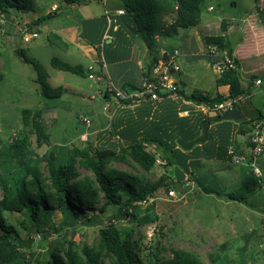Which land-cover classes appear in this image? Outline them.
Returning a JSON list of instances; mask_svg holds the SVG:
<instances>
[{
    "label": "rangeland",
    "instance_id": "1",
    "mask_svg": "<svg viewBox=\"0 0 264 264\" xmlns=\"http://www.w3.org/2000/svg\"><path fill=\"white\" fill-rule=\"evenodd\" d=\"M53 3L58 4L55 0H35L30 8L16 11L13 17L6 18L0 14V146L20 131L22 109L41 110L43 124L50 136L49 144L37 147L33 135L30 136V143L40 160L39 166L43 173V160L49 154L63 160L71 148L89 147L93 150L96 140L90 138L91 133L111 127L113 115L104 111V106L108 104L112 111L114 109L100 95L105 83L95 79L99 65L75 44L71 45L69 40L76 39L71 33L78 31L76 29L81 18L87 15L85 9L90 14H96L97 10L101 14L104 9L110 11L120 2L78 0L75 6L78 8L57 11V15L36 26L28 24L39 17H45L48 12L52 13L50 8ZM209 7L212 9L209 10ZM259 13L264 16V0H259L256 7L253 0H203L200 2L199 23L180 33L187 40L182 42L177 37L169 40V43L176 39L181 43L177 63L184 72L182 80L185 93L190 95L200 90L213 96L216 95V75L206 59L204 37L221 35L220 23L225 22L226 30L223 33L230 42L233 54L235 52L238 57L235 62L240 85L247 89L252 83L249 93L239 97L235 105L243 117V121L238 123L243 134H236V139L242 144L249 130L248 119H255L256 110L264 104V28L260 24ZM171 19L166 18L167 22ZM27 25L37 33L30 42H24L19 33L20 27ZM68 35H71L70 38ZM65 45L68 49L64 48ZM150 52L151 55H157L158 44ZM192 56L194 58L188 59ZM52 58L71 66H79L83 74L55 69L50 64ZM33 64L40 67L49 86L62 87L60 97L45 99L39 95L38 84L35 82L37 71ZM89 67L95 74L94 79L87 76ZM257 78L262 81L260 86L254 85L253 80ZM82 117L89 120V126L81 121ZM216 163L221 164L208 162L204 167L213 169ZM255 165L261 171L258 177L261 187L243 202L230 201L224 197L225 193L238 191L247 170L241 165H229L225 172L231 178L229 181L234 183L229 184L227 176H220L224 193L222 198L200 193L191 183L182 188L177 185L162 187L153 194L157 219L141 226L117 219L118 207L115 206H107L103 213L94 211L92 217L87 214L74 217L52 207L39 216L43 232L36 231L35 224L24 211L3 215L6 222L17 231L20 249L44 262L48 260L53 247L65 248L67 241L75 243L78 250L85 244L95 247L97 231L101 225L98 223L113 221L123 233L130 232L131 239L139 249V257L145 263L155 259H169L173 251L182 250L193 254L204 264H209L210 256L225 264H264L263 155L256 158ZM108 167L128 172L148 183L156 182L167 173L166 166L156 163L147 173L130 161L111 162ZM78 170L81 177L90 175L84 169ZM169 189L174 190L173 196L168 195ZM103 201L101 196L100 204ZM142 209L138 212L139 216L142 215ZM105 264H108V260Z\"/></svg>",
    "mask_w": 264,
    "mask_h": 264
},
{
    "label": "trees",
    "instance_id": "2",
    "mask_svg": "<svg viewBox=\"0 0 264 264\" xmlns=\"http://www.w3.org/2000/svg\"><path fill=\"white\" fill-rule=\"evenodd\" d=\"M35 0H0V14L7 17L11 12H18L30 8ZM57 9L46 16L39 17L32 23L36 26L45 19L57 15V11L67 9L68 6L78 0H55ZM125 12V20L133 23L131 30L148 49L157 44V37H173L179 30H186L196 26L200 21V2L203 0H117ZM259 0H253L256 7ZM257 10H259L257 8ZM259 21L264 28V16L259 13ZM171 17L167 22L166 18ZM221 33L225 32L226 24L220 23ZM205 46L216 45L232 55L233 49L225 35L204 37ZM207 49V48H206ZM207 54V53H206ZM207 61L212 60L206 55ZM26 62H30L24 59ZM236 61V60H235ZM157 62L153 58L148 65L151 69ZM52 67L60 71L82 75L79 66H71L57 58L50 61ZM37 71L35 82L38 84L39 95L45 99L58 98L62 94V87H51L46 82L45 75L40 67L33 64ZM237 68V66H236ZM2 73H0V80ZM255 80V79H254ZM253 80V81H254ZM216 86H228V95H219L209 98L200 93L191 95L190 98L202 104H217L230 98H238L246 93L240 85L236 69L227 70L220 74L215 80ZM122 90H134L133 86L124 84ZM108 92L105 91L104 96ZM41 110L22 109L20 111V131L7 142L0 146V264H204L193 254L177 250L172 252L169 259H155L153 262L145 263L139 257V249L131 239L130 232H122L113 221L101 224L97 231V245L95 247L83 245L79 250L72 241H67L65 248L53 247L47 261L35 259L31 253H26L20 248L18 233L14 226L8 224L4 213L26 212L30 220L35 224L37 232H43L39 223V216L45 214L50 208L56 207L65 214L79 217L81 214L93 216V212L103 213L107 206L118 207L117 219H125L129 223L141 226L154 222L157 219L154 202L142 205L147 198L160 188L176 186L175 182L169 181L167 176H161L156 182H143L140 178L125 172L108 167L111 162H132L143 172H149L155 165L156 156L146 149L149 142L146 139H135L119 148H95L82 149L71 148L65 159L59 160L52 154L44 158V173L40 169V160L31 149L30 136H34L37 147L49 144V134L43 124ZM260 115V111L257 118ZM218 121L220 116L203 120ZM253 120L249 119L248 121ZM250 123V122H248ZM194 138V137H192ZM190 138V139H192ZM156 142V141H151ZM227 143V142H225ZM227 145H221L220 151L226 149ZM172 152V151H171ZM161 155L165 165L169 167L176 164L185 170L183 181L188 175L189 182H194L204 194H214L223 197L221 188L215 185H202L192 180V173L186 167V158L175 161L173 157ZM78 169L89 172V176H80ZM191 179V180H190ZM260 179L252 170L248 171L242 179L241 186L235 193L226 194L224 197L230 201L243 202L248 196L260 189ZM103 203L100 204V198ZM100 205V206H99ZM142 215L139 216V210ZM209 264H225L217 262L216 258L210 256Z\"/></svg>",
    "mask_w": 264,
    "mask_h": 264
},
{
    "label": "crops",
    "instance_id": "3",
    "mask_svg": "<svg viewBox=\"0 0 264 264\" xmlns=\"http://www.w3.org/2000/svg\"><path fill=\"white\" fill-rule=\"evenodd\" d=\"M57 6L58 4L53 3L50 11H53L52 8ZM75 6H77L76 3L68 6L67 9L78 8ZM118 10L124 11L121 3L112 7L110 11L104 9L101 14L98 10L96 14H90V11L85 9L87 15L81 18L76 29L78 31L75 30L76 32L71 33L72 37H76V39L69 40L71 45L75 44L82 53L99 65L97 75H100L102 77V82L105 83V87L100 91V95L105 102L111 103L114 108L112 111L108 104L104 106V108L106 107V111L113 115L111 127H105L91 133L90 138L96 140L94 147L98 149H113L126 145L135 139H146L149 141L146 144V149H150L148 151L154 153L157 159L165 162L161 159V155L171 156L172 152H174L173 157L175 161H178L179 158L183 161V159L186 158L185 165L189 167V171L192 173V180L194 179L205 186L210 184L217 187L219 186L222 191V178L220 176H227L226 179H228V181L231 180L225 170L232 164L226 159V149L222 148V151H220L219 147L226 144L227 147L233 146L238 152L245 156L250 155V145L248 142L249 130L242 144L236 139L237 133L243 134V129L241 128V132L237 122L231 120L207 121L209 122V126L206 141L202 144L192 146L188 151L182 150L177 144V141L182 140L184 142H189L196 139L201 135L202 125L200 127V123L203 120H210L213 118L203 110L202 103H198L190 98L193 94L200 93L206 95L205 93L200 90H195L190 95L185 93V85L182 80L184 72L177 63V56L179 57L181 49V43L177 39L184 42L187 38L186 36L185 38L181 36L180 33H182L183 30H179L178 34L173 37H157L158 54L151 55L150 49L133 34L131 30L133 23L124 19L126 17L125 12L123 15H118ZM106 12L110 13L108 14ZM15 14L16 13L12 11L10 17H13V15L15 16ZM33 22H35V20H32V22L28 24L32 25ZM64 34L65 33L62 35L66 36ZM221 34L224 35V33ZM70 36L71 35H68V38H70ZM176 37L177 42L173 41L169 43V40L172 41ZM64 48L68 49L66 45ZM172 50L177 51L178 55L174 62L175 70L170 68V74L178 87V94L181 99H176L170 94H166L156 103L140 101L134 104H128L116 101L109 93L104 96L105 88L110 84L118 89L122 88L124 84L133 86L134 88L140 87L143 82L151 76L152 68L148 69L151 60L156 58L158 62L161 52H170ZM232 56L234 58L236 57L235 60L238 58L235 52L234 54L232 53ZM191 58L194 57H188V59ZM100 61L104 62L105 68H101ZM213 72L216 75L214 79L215 84V80L219 75L216 74L215 70H213ZM215 87L216 95H207L209 98H213L217 95L221 97H226L228 95V86H216L215 84ZM263 106L264 104L261 105L260 109L256 110V116ZM180 112L187 113L179 115ZM238 112L242 117L241 112L239 110ZM151 141L156 142L154 143ZM208 162H221V164L216 163L213 169H205L204 165ZM241 166L247 168L244 173L245 176L251 168L246 165ZM209 168H212V166ZM166 171L168 180L175 182L177 186L182 188L184 185L191 183L197 187L194 182L183 181L182 176L185 174V170L181 169L176 164L167 167ZM227 183L231 184L234 183V181H229ZM197 189L202 193L198 187ZM223 194L222 191V195ZM226 194L227 193L224 195Z\"/></svg>",
    "mask_w": 264,
    "mask_h": 264
},
{
    "label": "built area",
    "instance_id": "4",
    "mask_svg": "<svg viewBox=\"0 0 264 264\" xmlns=\"http://www.w3.org/2000/svg\"><path fill=\"white\" fill-rule=\"evenodd\" d=\"M57 7H53L52 10L55 11ZM212 8L209 7V10ZM118 15H123V10L117 11ZM109 23V20H108ZM19 33L22 35L24 42H30L33 38L37 36V33L33 30L29 29V26H22L19 29ZM207 56L212 60V66L217 75L222 74L227 70H234L236 69V62L235 58L231 55H228L226 50L220 49L216 45L208 46L207 49ZM178 55L177 51L172 50L170 52L163 51L159 54L160 58L155 66L151 69V76L146 79L143 84L134 89V90H122L121 88H115L111 84L105 88V91L110 94L116 101L134 104L140 101H147L149 103H156L158 102L163 95L170 94L176 99H181L178 94V87L173 80L170 72V68L174 69V61L176 56ZM101 68H105V64L103 61H100ZM88 78L94 79V73H92V68L89 67L88 69ZM95 79L97 81H102V77L100 75H95ZM262 84L260 79L254 80L255 86H260ZM104 91V92H105ZM238 98H228L223 102L217 104H202L203 110L206 114L211 115V117L221 116L226 113L228 110H231L235 107V105L239 102ZM106 111V107L103 108ZM186 114L187 112H180V114ZM81 121L89 126V120L85 119L84 117L81 118ZM249 136L248 142L250 145V155L245 156L238 152L233 146L226 147V159L232 165H246L249 166L252 171L254 172L256 177H260L261 171L255 165V160L259 156H264V106L260 111V115L249 121ZM156 164L165 165L159 159H156ZM184 180L188 182V175L185 176ZM168 195L173 196L174 190L169 189ZM154 202V197L147 198L146 201L142 202V205H147Z\"/></svg>",
    "mask_w": 264,
    "mask_h": 264
},
{
    "label": "water",
    "instance_id": "5",
    "mask_svg": "<svg viewBox=\"0 0 264 264\" xmlns=\"http://www.w3.org/2000/svg\"><path fill=\"white\" fill-rule=\"evenodd\" d=\"M220 120H231L233 122L241 123L243 121L241 115L238 110L234 107L231 110H228L226 113L220 116ZM209 122L205 121L202 123L201 135L196 139L191 140L189 142H184L182 140H178L177 144L184 151H188L192 148V146L196 144H202L206 141L207 138V130H208Z\"/></svg>",
    "mask_w": 264,
    "mask_h": 264
}]
</instances>
